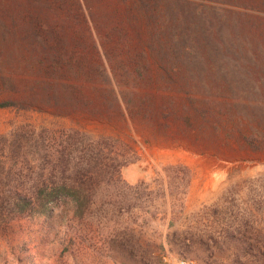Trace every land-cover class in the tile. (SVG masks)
Masks as SVG:
<instances>
[{
  "label": "rangeland",
  "instance_id": "obj_1",
  "mask_svg": "<svg viewBox=\"0 0 264 264\" xmlns=\"http://www.w3.org/2000/svg\"><path fill=\"white\" fill-rule=\"evenodd\" d=\"M176 1L0 0V102L32 104L0 110V195H86L0 202V264H264L226 234L264 243V30L220 46Z\"/></svg>",
  "mask_w": 264,
  "mask_h": 264
},
{
  "label": "trees",
  "instance_id": "obj_2",
  "mask_svg": "<svg viewBox=\"0 0 264 264\" xmlns=\"http://www.w3.org/2000/svg\"><path fill=\"white\" fill-rule=\"evenodd\" d=\"M177 2L176 0H174ZM200 1V17L203 23L202 27L207 29V22L211 23L209 15H213L215 24L218 28L217 31V39L219 41L220 46L223 44L233 45L234 43L239 44V37L237 33L241 32H252L262 27L264 30V23H258L252 18L253 16H257L261 19H264V0H259L257 5H252L250 0H199ZM188 4L182 5V10L184 12L185 19L189 20L187 14L189 13L190 2H186ZM179 6V5H178ZM152 7L150 0H142V8L149 12ZM180 7V6H179ZM225 31L233 32V37H229V39L225 38ZM205 41L209 37L205 34ZM186 37H181L175 45L178 49L176 51V55L180 56L183 52L184 43L186 41ZM54 49L56 50V38L54 42ZM178 65H182V61L175 62ZM54 67L56 68V60L54 61ZM97 68L95 71H98ZM93 72V71H92ZM99 72V71H98ZM32 104L25 101H17V100H4L0 102V110L3 109H14L16 111L21 110H29ZM256 139L253 137H248L246 139L247 143L253 148L256 149L254 144ZM114 165V164H113ZM111 166L115 173H118V169L120 168L118 165ZM48 181H40L36 180L35 185L38 188L33 190H10L9 193H4L0 195L1 204H5V211L8 214L12 213L17 217H23L25 215H30L34 213L38 208L43 207L46 204L56 203L57 200H60L63 197H74V199L78 202H82L86 200V195L79 194L75 191H72L68 188L66 181H62L59 183V186L56 187H48ZM251 234L249 229L245 225H240L235 227L232 231H227V237L237 242H241L242 240V248L244 255L259 258L260 256L264 258V243L262 246L245 243L244 238L247 234ZM245 241V242H244ZM257 244V243H256ZM188 258V257H182Z\"/></svg>",
  "mask_w": 264,
  "mask_h": 264
},
{
  "label": "built area",
  "instance_id": "obj_3",
  "mask_svg": "<svg viewBox=\"0 0 264 264\" xmlns=\"http://www.w3.org/2000/svg\"><path fill=\"white\" fill-rule=\"evenodd\" d=\"M165 262L167 264H197V262L191 258H177L171 260L169 257H166Z\"/></svg>",
  "mask_w": 264,
  "mask_h": 264
}]
</instances>
